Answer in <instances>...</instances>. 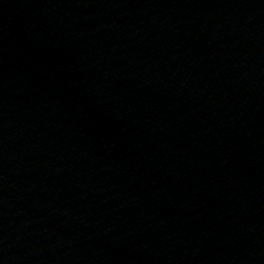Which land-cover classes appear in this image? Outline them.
<instances>
[{
	"label": "water",
	"instance_id": "obj_1",
	"mask_svg": "<svg viewBox=\"0 0 264 264\" xmlns=\"http://www.w3.org/2000/svg\"><path fill=\"white\" fill-rule=\"evenodd\" d=\"M0 264H264V0H0Z\"/></svg>",
	"mask_w": 264,
	"mask_h": 264
}]
</instances>
